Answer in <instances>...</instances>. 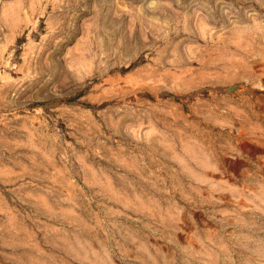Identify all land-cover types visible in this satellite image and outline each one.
I'll return each instance as SVG.
<instances>
[{"label":"rangeland","instance_id":"374dc122","mask_svg":"<svg viewBox=\"0 0 264 264\" xmlns=\"http://www.w3.org/2000/svg\"><path fill=\"white\" fill-rule=\"evenodd\" d=\"M0 264H264V0H0Z\"/></svg>","mask_w":264,"mask_h":264}]
</instances>
